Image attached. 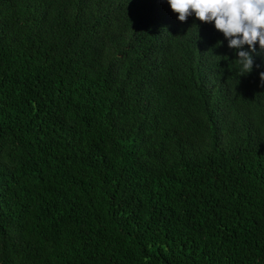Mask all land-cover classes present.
<instances>
[{"label":"trees","instance_id":"16d2710c","mask_svg":"<svg viewBox=\"0 0 264 264\" xmlns=\"http://www.w3.org/2000/svg\"><path fill=\"white\" fill-rule=\"evenodd\" d=\"M177 16L0 0V264H264V50Z\"/></svg>","mask_w":264,"mask_h":264},{"label":"clouds","instance_id":"9594fccd","mask_svg":"<svg viewBox=\"0 0 264 264\" xmlns=\"http://www.w3.org/2000/svg\"><path fill=\"white\" fill-rule=\"evenodd\" d=\"M167 3L180 21L194 15L202 22L212 23L223 33L228 47L237 53L241 74L253 70V53L264 50V0H167ZM259 76L264 85V70L259 71Z\"/></svg>","mask_w":264,"mask_h":264}]
</instances>
